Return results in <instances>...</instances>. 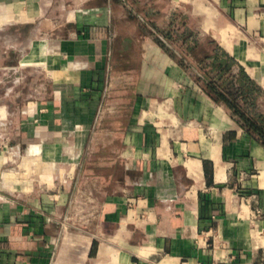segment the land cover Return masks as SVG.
<instances>
[{
    "label": "crops",
    "instance_id": "1",
    "mask_svg": "<svg viewBox=\"0 0 264 264\" xmlns=\"http://www.w3.org/2000/svg\"><path fill=\"white\" fill-rule=\"evenodd\" d=\"M225 54L264 95V0H0V264H264Z\"/></svg>",
    "mask_w": 264,
    "mask_h": 264
},
{
    "label": "trees",
    "instance_id": "2",
    "mask_svg": "<svg viewBox=\"0 0 264 264\" xmlns=\"http://www.w3.org/2000/svg\"><path fill=\"white\" fill-rule=\"evenodd\" d=\"M234 65L226 54L224 58L213 57L209 71L204 73L207 89L224 102L233 117L264 146V111L256 110L263 91L241 67L233 72ZM240 99L248 105L247 110L241 107Z\"/></svg>",
    "mask_w": 264,
    "mask_h": 264
},
{
    "label": "rangeland",
    "instance_id": "3",
    "mask_svg": "<svg viewBox=\"0 0 264 264\" xmlns=\"http://www.w3.org/2000/svg\"><path fill=\"white\" fill-rule=\"evenodd\" d=\"M240 103H241V107H243L244 109H248L247 108V104L242 100V99H240ZM264 102V101H263ZM256 110L257 111H264V104L263 103H261V101L259 102V105L256 107Z\"/></svg>",
    "mask_w": 264,
    "mask_h": 264
}]
</instances>
